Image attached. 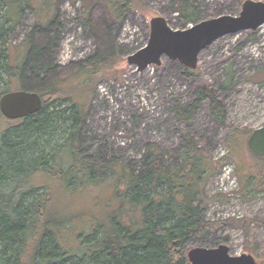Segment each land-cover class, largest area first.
<instances>
[{
	"label": "trees",
	"instance_id": "16d2710c",
	"mask_svg": "<svg viewBox=\"0 0 264 264\" xmlns=\"http://www.w3.org/2000/svg\"><path fill=\"white\" fill-rule=\"evenodd\" d=\"M90 1L102 3L115 22H122L126 14L141 9V0ZM169 3L183 25L200 20L196 0ZM26 7L35 10L38 31L47 33V39L50 23L47 17L43 21L31 0H0V96L22 89L35 91L42 99L38 112L0 131V264H184L188 242L224 226L242 231L244 250H257V244L252 245L248 238L251 225L264 226V217L220 221L206 218L209 204L225 199L220 193L208 196L206 186L218 175V162L232 156L226 154L215 161L192 135H184L178 161L173 164L167 162V152L156 143L147 142L141 168L136 172L114 161L101 173L80 158V131L87 106L102 78L100 72L109 62H87L67 79L47 83L37 90L28 89L24 74L29 67L37 80L53 68L44 61L46 47L30 50L29 39L19 46L8 42V33ZM193 70L185 68L189 74L195 73ZM230 72L226 71L227 85L222 86L223 90L233 86ZM203 100L208 103L209 117L223 123V105L205 87L194 91L188 105L169 110L177 120L189 121ZM57 133L63 136H55ZM57 138L60 142L53 145L51 140ZM250 155L252 162L240 172L241 195L249 197L253 191L264 196V156ZM36 174L54 176L58 187L68 193L96 187L109 189V201L88 230H80L70 243L66 232L73 217L57 213L51 205L50 181L40 185L30 182Z\"/></svg>",
	"mask_w": 264,
	"mask_h": 264
},
{
	"label": "rangeland",
	"instance_id": "374dc122",
	"mask_svg": "<svg viewBox=\"0 0 264 264\" xmlns=\"http://www.w3.org/2000/svg\"><path fill=\"white\" fill-rule=\"evenodd\" d=\"M243 1L196 0L199 19L219 15L236 16ZM31 2L37 5L43 21L47 17L50 36L46 39L44 35L48 34L38 31L36 12L33 8L26 7L21 12L19 22L8 33V42L19 46L29 39L30 50L46 47L44 61L53 70L48 74H40L37 80L29 67L24 74L26 83L30 85L28 89L37 90L47 83L67 79L87 62H109L100 72L102 78L93 89L87 106L86 120L80 131L81 159L96 166L101 173L104 167L114 161L127 165L136 172L141 168L146 143L154 142L167 152V162L173 164L178 161L176 157L184 143V135L190 134L199 146L213 155L215 161L219 159L216 157L221 151L225 152L222 157L226 154L232 156L218 162V174L224 164H230L231 172L239 184L238 196L234 197V202H229L226 195L220 194L225 199L211 202L206 218L212 221L225 220L224 216L221 217L210 209L216 202L234 207L235 213L241 217H264L263 194L251 191L248 193L249 197H242L240 179L242 167L252 162L247 147L249 134L244 132L264 124V24L254 31H240L215 40L199 53L193 74L187 73L184 66L167 57L162 58L159 66L150 65L143 71H137L127 63L126 57L147 43L150 18L162 16L173 29L191 25H183L169 0H141V9L126 14L122 22L111 20L100 2ZM226 71H231L233 86L223 90L222 86L227 85ZM2 87L3 81L0 83V88ZM200 87L212 91L223 105V123H216L209 117L208 103L205 100L189 121L177 120L169 110L170 107L188 105L193 100L194 91ZM19 121L20 119L8 120L0 114V131L7 126L18 125ZM60 135L63 136L61 133ZM60 138L57 141L51 140L52 144L60 142ZM216 177L206 186L208 196L219 194ZM31 180L36 185L50 181L51 205L57 213L73 217L66 232L70 243L80 230H88L110 198L109 189L101 187L82 193H68L58 187L56 179L50 174H36ZM37 192L40 194L41 190ZM224 238L227 240L224 241ZM248 239L252 245L257 244V250H244L242 231L224 226L188 242L187 246L189 249L210 248L226 244L231 255L250 253L256 264H264V226L251 225Z\"/></svg>",
	"mask_w": 264,
	"mask_h": 264
},
{
	"label": "water",
	"instance_id": "95a60500",
	"mask_svg": "<svg viewBox=\"0 0 264 264\" xmlns=\"http://www.w3.org/2000/svg\"><path fill=\"white\" fill-rule=\"evenodd\" d=\"M264 24V2L244 0L238 15H219L199 20L183 29H173L162 16L149 20L147 43L126 57L129 65L143 71L150 65L159 66L163 57L195 69L199 53L218 38L240 31H254ZM42 107L41 96L35 91L10 90L0 96V114L8 120L24 118ZM247 147L256 156H264V124L251 131ZM184 264H256L250 253L233 256L226 244L216 247L188 249Z\"/></svg>",
	"mask_w": 264,
	"mask_h": 264
},
{
	"label": "built area",
	"instance_id": "2783aa9c",
	"mask_svg": "<svg viewBox=\"0 0 264 264\" xmlns=\"http://www.w3.org/2000/svg\"><path fill=\"white\" fill-rule=\"evenodd\" d=\"M224 153H225L224 151H221L216 158H220L221 156H223ZM231 170H232V165L230 164H224L221 167V171L216 177V186L218 187L219 193L224 194L228 197L229 202H234V197L238 196L239 184H238V180L233 175ZM210 209L212 211L215 210L214 213L217 214L219 213L221 217L224 216L223 219H227L231 217H235V218L241 217L238 213H235L236 209H234V207H230L228 204L222 205L216 202L213 205H211ZM231 211L233 213H231Z\"/></svg>",
	"mask_w": 264,
	"mask_h": 264
}]
</instances>
